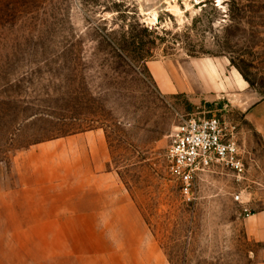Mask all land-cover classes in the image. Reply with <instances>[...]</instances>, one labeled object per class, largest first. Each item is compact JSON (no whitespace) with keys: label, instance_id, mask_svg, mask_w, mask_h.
Returning a JSON list of instances; mask_svg holds the SVG:
<instances>
[{"label":"rangeland","instance_id":"rangeland-1","mask_svg":"<svg viewBox=\"0 0 264 264\" xmlns=\"http://www.w3.org/2000/svg\"><path fill=\"white\" fill-rule=\"evenodd\" d=\"M261 99L264 0H0V264H262L244 180L202 172L188 200L166 158L211 116L263 158ZM118 195L122 216L87 215Z\"/></svg>","mask_w":264,"mask_h":264},{"label":"built area","instance_id":"built-area-1","mask_svg":"<svg viewBox=\"0 0 264 264\" xmlns=\"http://www.w3.org/2000/svg\"><path fill=\"white\" fill-rule=\"evenodd\" d=\"M166 158L172 177L178 180L188 200L202 172L221 166L240 179L247 171L244 151L226 122L217 116L189 118L180 123L171 135ZM239 198L240 195L235 196L236 200ZM243 211L250 215L246 208Z\"/></svg>","mask_w":264,"mask_h":264},{"label":"crops","instance_id":"crops-1","mask_svg":"<svg viewBox=\"0 0 264 264\" xmlns=\"http://www.w3.org/2000/svg\"><path fill=\"white\" fill-rule=\"evenodd\" d=\"M163 75H165V73H163ZM205 75L206 72L203 71L201 76L205 77ZM162 80L166 88L168 89L172 88L173 84L170 81V78L168 79L166 76H163ZM207 81L205 80L202 81L203 82L202 85L209 86L208 87L210 88L209 91L215 92V90L217 89H213L215 88L214 85L211 82H209V80ZM241 88L243 89L245 87H241ZM236 102H241V97H238ZM245 111H246L245 112L246 119L248 120V122L252 124V126L262 135L264 139V99L248 104ZM49 148H55V147H49ZM259 150H260L259 147H251L250 150L244 152L247 171L245 175L242 178H240V180H244V186L241 188V194L239 200L242 204V208L243 209L246 208L250 213V215L248 216L244 214L243 217L244 230L250 239L262 244V249H263L262 264H264V157L262 158L259 156L260 153ZM72 152L74 151L72 150ZM217 167L219 166H216L211 170H215ZM232 174L235 175L233 172ZM93 187L94 189L92 191L99 190L101 192H105V187H103V189H98L99 187L97 184H94ZM28 189L30 192L32 191L31 187L29 188L28 186L27 188L22 183H18L16 187H14V190H12L11 192L6 191L5 196L7 197V200L5 199V201H8L10 199L12 201L19 200V195L28 193L29 192L27 191ZM10 193L15 194L16 198H12V197L9 198L8 195H11ZM54 202H55L54 203L55 206L53 207V210L56 213L49 216H53V217L58 215L67 216L66 211H71V209L73 211V206H72L73 200L66 201L70 204L69 206L62 205V203L56 205V203L58 202L57 200H54ZM122 202H125V200L122 201L120 195H118L116 198H113L111 200L110 199L106 200L105 198L103 199L101 197V200L96 201L95 207H92L87 215L97 216V217H112V218L120 217L122 216L121 214L122 210H125L126 207L131 208V204L129 202L127 203L128 205L125 206L121 205ZM133 208L135 209V207ZM58 210L60 211V213H57Z\"/></svg>","mask_w":264,"mask_h":264}]
</instances>
